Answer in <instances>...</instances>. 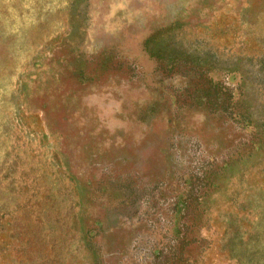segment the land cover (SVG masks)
Segmentation results:
<instances>
[{
  "label": "rangeland",
  "instance_id": "obj_1",
  "mask_svg": "<svg viewBox=\"0 0 264 264\" xmlns=\"http://www.w3.org/2000/svg\"><path fill=\"white\" fill-rule=\"evenodd\" d=\"M0 264H264V0H0Z\"/></svg>",
  "mask_w": 264,
  "mask_h": 264
}]
</instances>
